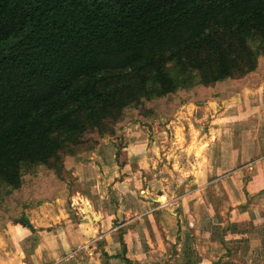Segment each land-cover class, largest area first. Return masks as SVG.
<instances>
[{
	"label": "trees",
	"instance_id": "16d2710c",
	"mask_svg": "<svg viewBox=\"0 0 264 264\" xmlns=\"http://www.w3.org/2000/svg\"><path fill=\"white\" fill-rule=\"evenodd\" d=\"M261 56L264 0H0V182L172 92L168 62L216 85Z\"/></svg>",
	"mask_w": 264,
	"mask_h": 264
},
{
	"label": "crops",
	"instance_id": "0c3cea01",
	"mask_svg": "<svg viewBox=\"0 0 264 264\" xmlns=\"http://www.w3.org/2000/svg\"><path fill=\"white\" fill-rule=\"evenodd\" d=\"M260 59L263 60L264 56L259 57L255 70L249 72L251 76L259 74L258 78L242 84L229 96H217L218 108L212 115V129L195 134L191 151L199 158L194 176L189 180L193 187L182 194L177 208L169 209L164 202L157 203L154 211H145L147 217L139 215L136 226L128 224L132 219L115 225V209L100 211L95 214L97 220L94 218L93 221L94 213L89 205L91 220L78 212L79 220L73 221L67 212L41 208L37 216H28V222L32 229L41 228L45 239L56 243L53 247L39 243L34 256L42 259L46 254L54 255V251L68 255L75 248H87L91 253L97 245L105 254V257H95L93 261L97 264H126L125 257L137 264L148 258L151 249L146 245L155 244V253L160 255L155 254V261L159 263H162L161 257L168 247L172 255H167L164 260L169 264H264V72ZM140 138L142 140L135 139L129 144L124 141L123 146L114 148L111 160H100L99 151H93L94 157H98L96 163H75L72 174L76 183H82L84 187L98 185L107 177L106 171L127 172L132 164L131 174L135 173L136 183L137 173L143 182L142 171L152 168L153 161L156 169L158 162L150 152L153 147L148 144L146 136ZM95 169L101 178L96 177ZM102 170L105 174L101 173ZM89 172L94 174L93 179L87 177ZM130 179L133 175L126 174L120 183L130 184ZM209 190L213 191V196ZM197 206L201 207L200 211H196ZM57 219H63L65 224L57 225ZM12 231L19 233L13 241L16 253L22 256L30 253L20 247L19 241L27 238L31 230L16 222ZM95 236L100 240L91 241V247L85 245L95 240ZM70 254L69 257L73 256ZM0 264L17 262L14 257L6 260L0 257Z\"/></svg>",
	"mask_w": 264,
	"mask_h": 264
},
{
	"label": "rangeland",
	"instance_id": "374dc122",
	"mask_svg": "<svg viewBox=\"0 0 264 264\" xmlns=\"http://www.w3.org/2000/svg\"><path fill=\"white\" fill-rule=\"evenodd\" d=\"M249 43L258 53L259 40L253 38ZM260 67L264 72V59L260 61ZM165 68L175 82L172 92L142 99L136 104L125 107L116 119L106 120L100 127L87 129L76 144L64 147L58 158L53 159L49 165L22 166L19 187L10 188L0 182V257L2 259L14 257L17 264H51L53 261L56 262L55 264H62L61 262L64 261H68L66 264H97L93 261L97 255L105 257V254L98 250L101 247L97 245L92 248L91 253H88L87 248L81 250L75 248L71 254L69 253L70 255L80 251L71 257L65 253L59 255L56 251L54 255H49L50 257L47 254L42 259L35 257V249L39 243L48 247H53L56 243L54 240L45 239L42 229H32V224L28 222V216H37L41 208L51 212L55 210L67 212L73 221L79 220L78 212L86 218L88 213L84 208L86 204L91 205V213L94 215L106 209H115L117 212L115 225L124 222L123 220L132 219L128 224L136 226L139 215L147 217L145 211L152 210L157 203L164 202L169 209L178 207L177 202L182 194L193 187L189 184V180L194 176L195 166H198L196 161L199 155L191 151V143L195 134L209 132L212 129L214 125L211 122L212 115L218 108L216 97L229 96L242 84L257 79L259 74L252 76L249 73L235 74L216 85H202L194 71L181 72L173 61L168 62ZM142 136H146L148 144L153 147V151L150 152L153 153L154 158L156 156L158 162L156 169L153 161L152 168L145 169L146 172L142 171V177L144 176L147 182L143 178L142 182L140 173H137L138 183H136L135 173L131 174L132 164L128 166L131 167L127 172L114 169V175L113 172L106 171L107 177L103 182L100 179L98 185L84 187L81 186L82 183H76V178L72 174L75 163L83 161L96 163L98 157L100 160L103 158L111 160L114 148L123 146L124 141L129 144L135 139L142 140L140 138ZM93 151H99L98 157L97 155L94 157ZM93 171L97 174L96 177L101 178L96 169ZM101 173L105 174L103 170ZM126 174L130 177L133 175L130 184L120 183ZM93 175L89 172L87 177L93 179ZM116 179L117 182H114ZM209 193L213 196L212 190H209ZM161 195L165 197H160ZM200 208L197 206L196 211H200ZM20 218H25L31 227L29 236L19 241L21 248L30 250V253L24 256L16 253L13 244L15 235L19 233L13 232L12 226L16 225ZM56 224L61 225L65 222L63 219H57ZM94 238L95 240H90L85 245L91 247V241L95 243L100 240L98 236ZM152 239L155 241V237ZM149 240L151 241V236ZM146 246L151 249L147 254L148 258L137 264H162L163 261L164 264H169L164 259L171 254V248H165L161 257L162 263H159L155 261V254L157 255L155 244Z\"/></svg>",
	"mask_w": 264,
	"mask_h": 264
},
{
	"label": "water",
	"instance_id": "95a60500",
	"mask_svg": "<svg viewBox=\"0 0 264 264\" xmlns=\"http://www.w3.org/2000/svg\"><path fill=\"white\" fill-rule=\"evenodd\" d=\"M87 206V207H86ZM84 208L88 211L89 210V206L88 205H84ZM86 218L91 220V217L88 215V213L86 214ZM92 218H95V215L92 214Z\"/></svg>",
	"mask_w": 264,
	"mask_h": 264
},
{
	"label": "bare ground",
	"instance_id": "6f19581e",
	"mask_svg": "<svg viewBox=\"0 0 264 264\" xmlns=\"http://www.w3.org/2000/svg\"><path fill=\"white\" fill-rule=\"evenodd\" d=\"M87 205V204H86ZM87 207V206H86ZM87 211V210H86ZM87 212H90V208H89V210L87 211Z\"/></svg>",
	"mask_w": 264,
	"mask_h": 264
}]
</instances>
